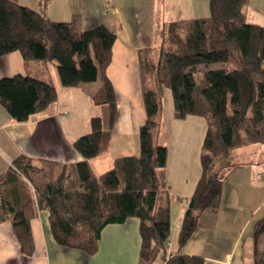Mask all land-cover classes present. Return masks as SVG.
I'll return each instance as SVG.
<instances>
[{"label":"trees","instance_id":"16d2710c","mask_svg":"<svg viewBox=\"0 0 264 264\" xmlns=\"http://www.w3.org/2000/svg\"><path fill=\"white\" fill-rule=\"evenodd\" d=\"M246 4L208 0L207 16L165 25L158 67H144L149 60L141 61L145 121L138 132L139 154L122 156L110 169L95 174L88 160L107 149L116 113L105 75L115 33L103 24L82 28L77 14L55 21L17 0H0V56L17 51L24 61H54L63 86L100 77L93 101L107 104V126L93 116L90 131L73 141L82 160L66 167L20 155L0 174V222H11L23 253L33 250L30 219L46 210L55 240L88 255L97 250L106 224L135 216L140 221L137 264H156L161 258L160 264H203L195 255L165 258L170 198L162 175L166 146L158 141L162 88L171 91L175 118L195 114L207 121L201 175L188 198L179 236L183 246L200 216L217 211L222 181L234 166V150L264 142V26L245 21ZM227 61L235 66L209 67ZM56 98L52 84L30 75L0 78V103L16 122L43 112ZM263 233L261 218L253 227V264H264V249L256 248Z\"/></svg>","mask_w":264,"mask_h":264},{"label":"crops","instance_id":"0c3cea01","mask_svg":"<svg viewBox=\"0 0 264 264\" xmlns=\"http://www.w3.org/2000/svg\"><path fill=\"white\" fill-rule=\"evenodd\" d=\"M17 1L51 20L66 21L77 14L82 28L103 24L115 33L111 59L105 70L116 105L112 134L105 152L91 157L88 162L92 171L99 174L110 169L122 156H137L140 151L138 132L145 121L141 61L149 60L144 57L147 41L155 37V31L160 32L162 46V31L169 22L207 16L208 0ZM244 18L246 22L264 26V0H247ZM54 64L48 65L44 60L24 61L17 51L0 56V78L16 73L30 75L52 84L57 98L58 90H69L66 99L58 101L56 98L43 112L24 122L14 121L0 103V174L20 155L68 167L82 160L73 141L90 131V118L100 116L107 126V104H96L92 97L101 78L63 86ZM69 87L74 89H66ZM206 130L207 121L201 115L175 118L171 91L168 87L162 88L158 141L166 146L162 175L170 198L165 258L183 254L199 256L203 264H253V227L264 218V167L249 159V156L254 157L252 143L234 150L231 157L234 166L222 181L217 211L203 213L188 241L183 246L179 244L188 198L201 175ZM246 146L249 147L240 150ZM240 156L248 159L241 161L237 158ZM139 224L135 216L106 224L100 231L97 250L88 255L80 248L59 244L53 236L48 212L40 210L30 219L33 250L25 254L11 222L5 220L0 222V264H137ZM262 236L264 233L256 241L259 250L264 249L261 247L264 239L262 243L259 241ZM158 262L162 263V258Z\"/></svg>","mask_w":264,"mask_h":264},{"label":"rangeland","instance_id":"374dc122","mask_svg":"<svg viewBox=\"0 0 264 264\" xmlns=\"http://www.w3.org/2000/svg\"><path fill=\"white\" fill-rule=\"evenodd\" d=\"M170 18H172V17H170ZM177 18H179V16L177 17ZM148 45H146V48H147V50L145 51V58L146 59H149V61H146L144 64V67H146V66H150V65H152V66H154V67H158V64H159V61L161 60V53H160V51H161V34H160V32H156L155 31V37L154 38H152V39H149L148 41ZM146 42V43H147ZM163 58V57H162ZM46 63L48 64V65H52V64H54V62H51V61H46ZM55 65V64H54ZM56 66V65H55ZM162 66H163V68L165 69V65H164V61H163V59H162ZM221 66H223V67H226V68H232V67H234L235 65L232 63V61H227V62H224V63H213V64H211L209 67H211V68H215V67H221ZM57 69V68H56ZM97 80H99V79H97ZM96 81V80H95ZM66 89H74V88H72V87H69V88H66ZM68 91L69 90H64L63 92L61 91V90H58V98H57V100L59 101V99L60 98H63V99H66L67 98V96H68ZM75 93H79L78 91H76ZM97 112H98V114H101V112H100V109H98L97 110ZM252 145V147L255 149L254 150V152H253V155H254V157H250L249 156V159H252V160H254V162H256L259 166H261V167H264V142L263 143H252L251 144ZM249 146H246L245 148H241L240 150L241 151H244L245 149H247ZM239 153V152H238ZM237 158H240V160L242 161V160H244V161H246L247 159H248V157H246V156H240V157H237ZM255 158V159H254ZM231 161H232V159H230ZM258 165H256L255 164V166H258ZM219 166H217V168H218ZM262 237H264V236H262ZM263 239L264 238H261L259 241H260V243H262L263 242ZM264 246V244L262 243V246L261 247H263ZM158 263V262H157ZM156 263V264H157Z\"/></svg>","mask_w":264,"mask_h":264}]
</instances>
